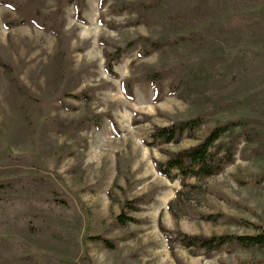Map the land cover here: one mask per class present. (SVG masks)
I'll use <instances>...</instances> for the list:
<instances>
[{
    "label": "rangeland",
    "instance_id": "obj_1",
    "mask_svg": "<svg viewBox=\"0 0 264 264\" xmlns=\"http://www.w3.org/2000/svg\"><path fill=\"white\" fill-rule=\"evenodd\" d=\"M263 6L264 0H162L158 7L138 13L137 9L120 11L116 0L103 5L101 0H86L80 21L73 3L67 2L62 6L61 32L68 54L63 60L57 36L30 22L29 3L23 11L0 5V57L12 64L13 73L36 95L21 93L0 65V180L44 176L58 184L71 203V216L55 204L32 211L46 216V225L58 226L73 237L72 244L55 242L22 228L12 235L0 234V245H24L39 258L53 255L70 261L65 264H264V250L258 248L234 246L207 255L203 249L192 252L180 242L172 247L160 228L161 221L175 234L179 230L206 235L244 233L248 230L237 222L240 217L264 227V183L251 182L254 172L264 168V157L252 155L251 145L243 143L234 163L216 176L189 178L197 187L185 188L177 199L180 181L160 175L154 165V159L166 156L160 146L145 142L154 126L195 116L214 101L238 99L229 108L211 112L210 124L238 116L264 119V21L223 29L234 16H258ZM59 8L57 0H46L43 5L46 12ZM24 18L29 22L13 27L4 24ZM192 30L200 31L204 39L177 49L165 47L147 57H139L138 48H131L115 65L116 77L105 69L104 50L113 52L140 34L157 38ZM240 48L254 49L263 57L247 66L232 56ZM194 53L202 55L207 66L219 61L217 53L230 57L223 70L240 73L239 79L224 91H208L200 103L170 95L180 61ZM167 63H174L175 69L156 100L152 84L141 76ZM124 79L132 80V99L123 93ZM62 102L76 108L67 109ZM88 111L104 115L100 127L79 124ZM195 143L186 139L163 147L178 150ZM17 157L32 161L19 163ZM23 196L46 199L53 194L23 192ZM135 198L140 199L139 210L131 215L138 221L121 226L116 217L122 202ZM219 212L229 220L199 216ZM98 235L112 239L116 247H106L95 238ZM17 255L0 264H15Z\"/></svg>",
    "mask_w": 264,
    "mask_h": 264
},
{
    "label": "trees",
    "instance_id": "obj_2",
    "mask_svg": "<svg viewBox=\"0 0 264 264\" xmlns=\"http://www.w3.org/2000/svg\"><path fill=\"white\" fill-rule=\"evenodd\" d=\"M46 0H0V5H8L15 11H23L29 3L32 7L33 17L30 22L34 25L51 31L59 39V53L63 60L68 56L66 51L67 44L61 32L64 26V4L73 3L75 8V16L78 20H83V14L86 6V0H57L60 8L51 12H46L43 5ZM108 0H101L103 5ZM162 0H116L120 11L128 10L138 13H145L147 8H156L161 4ZM201 3L206 0H199ZM264 21V6L261 8L258 16L244 17L237 15L229 19L223 29L226 27L251 26L255 22ZM26 18L21 20L5 21L6 27H13L28 23ZM109 26L115 27L113 23ZM224 31V30H222ZM204 39L203 34L198 30H192L187 33L177 35H163L157 38H152L146 35H139L136 39L130 40L124 46H116L115 51L110 52L104 50L105 69L108 74L113 77L117 76L115 65L119 62L125 52L131 48H138L139 57H147L153 52L159 51L168 47L177 49L185 43H195ZM104 44V42L102 41ZM219 61L211 66H207L204 62V57L198 53L189 54L180 61L179 69L174 75L170 83V95H175L185 102L200 103L205 99V96L210 90L224 91L231 84L236 82L240 73L229 74L224 71L225 64L232 60L221 53H217ZM237 56L243 59L250 66L255 62L260 61L263 57L258 51L251 48L237 49L232 56ZM231 56V57H232ZM61 57V66L63 65ZM250 64V65H249ZM0 65L4 68V74L13 82L21 93L27 94L29 97L36 95L26 87V85L13 73L11 63L4 61L0 57ZM174 63H167L162 67L150 68L144 73L141 78L148 80L154 88L155 99L158 100L163 93V83L174 71ZM132 80L124 79L121 83L123 93L128 98H133ZM83 96L89 101L90 95L83 92ZM81 97V95H76ZM238 102L237 98L226 101H214L208 108L203 109L195 116L173 121L167 125H157L149 133V140L146 144L150 146H160V151L166 156L164 160L154 159V165L157 172L167 177L170 180L178 179L182 189L178 190L176 197L180 199L183 196L184 189L187 187L196 188V184L188 182L189 178L201 180L220 174L227 165L236 161V155L240 150L241 144L245 143L250 146L248 149L252 155L264 157V119L253 118L249 116H238L231 119L218 120L214 124L208 122V115L211 112L224 110ZM62 105L67 109H75L76 106L67 102H62ZM102 113H93L88 111L83 117L80 125L94 124L100 127L103 121ZM147 116V115H146ZM148 118V116L146 117ZM110 120L114 126L116 123L112 117ZM78 124L73 125L76 127ZM186 139L196 141L187 147L173 150L163 147L165 144H179ZM16 161L23 164H30L32 159L28 157H17ZM253 185L264 183V168L258 172H254L251 179ZM206 191L214 195L213 190L206 188ZM23 192H47L53 194L50 198L27 199L23 196ZM67 195L58 184H54L50 178L44 176H16L15 179L7 181L0 180V234L12 235L17 233L22 228H27L30 232L46 237L55 242L73 243L72 234L68 231L60 229L58 226H49L45 224L46 216L35 210L46 209V206L55 204L60 207L64 215L71 216V203L68 201ZM140 199L135 198L122 202V211L117 215V221L121 226H126L130 222H137V218L131 215V212L138 211L137 205ZM202 218L208 220H229L223 212L213 214H201ZM238 223L248 231L244 233H229L220 234H189L183 231L167 230L160 221V228L165 232L170 246L176 242L196 252V249H203L207 255L216 251L232 250L234 246L244 248H258L264 250V227L258 223L240 217ZM96 239L102 241L108 248H115V242L103 235H98ZM174 250V249H173ZM18 254V255H17ZM17 255L18 261L15 264H65L70 262L62 257L45 255L42 258L29 253L24 245L2 244L0 245V260L6 257L12 258ZM253 264V261L245 264ZM258 264V263H255Z\"/></svg>",
    "mask_w": 264,
    "mask_h": 264
}]
</instances>
